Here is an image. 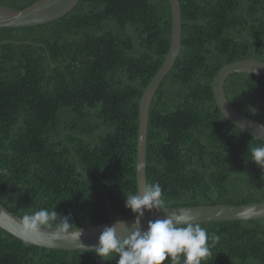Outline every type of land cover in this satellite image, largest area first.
I'll list each match as a JSON object with an SVG mask.
<instances>
[{
  "label": "trees",
  "instance_id": "1",
  "mask_svg": "<svg viewBox=\"0 0 264 264\" xmlns=\"http://www.w3.org/2000/svg\"><path fill=\"white\" fill-rule=\"evenodd\" d=\"M179 2V54L148 111L146 183L160 184L168 208L263 202L264 172L250 161L260 141L221 115L212 81L226 64L264 62V0ZM170 36L168 0H80L52 22L0 29L4 208L21 219L40 209L71 214L73 229L134 217L125 199L137 192L139 101ZM224 94L264 124V76L231 75ZM200 226L219 236L212 264H264V219ZM0 264L116 260L39 248L0 229Z\"/></svg>",
  "mask_w": 264,
  "mask_h": 264
},
{
  "label": "water",
  "instance_id": "2",
  "mask_svg": "<svg viewBox=\"0 0 264 264\" xmlns=\"http://www.w3.org/2000/svg\"><path fill=\"white\" fill-rule=\"evenodd\" d=\"M80 0H36L23 9L0 6V29L26 28L43 25L57 20L70 12ZM171 9V36L168 54L147 87L139 101L138 129L136 144V186L137 191H143L146 183V142H147V119L153 95L161 81L169 73L175 64L181 46V12L179 0H168ZM16 44H21L15 42ZM252 74L264 76V62L246 59L238 60L224 65L212 81V94L215 104L221 115L234 127L255 138L264 140V129L258 126L261 123L251 120L240 114L231 106L224 94V83L226 79L234 74ZM260 141V140H258ZM185 208L191 209L195 223L202 224L218 221H259L264 219V201L253 204L238 206L216 204L212 206H186L169 207L168 211L160 213H145L142 220L143 230H147L149 220L165 219L173 210ZM134 217L128 220L127 226L131 228ZM114 221L104 224L83 227L80 242L85 246L79 247V242L71 239H53V230L46 229L40 234L39 239L22 235V219L15 216L0 204V229L13 237L39 248L61 250V251H93L98 245V240L104 227L111 226ZM78 230V228L74 229ZM120 231L122 238L127 233Z\"/></svg>",
  "mask_w": 264,
  "mask_h": 264
},
{
  "label": "clouds",
  "instance_id": "3",
  "mask_svg": "<svg viewBox=\"0 0 264 264\" xmlns=\"http://www.w3.org/2000/svg\"><path fill=\"white\" fill-rule=\"evenodd\" d=\"M264 129V124L258 126ZM251 148V159L264 172V140ZM125 207L134 216L131 228L117 218L111 226L104 227L98 245L93 249L103 261L116 260V264H212V249L219 236L209 234L206 228L195 223L191 209L173 210L165 219L149 220L143 230L145 213L168 211L159 183L146 185L143 191L126 196ZM71 214L64 216L56 210L40 209L22 217V235L39 239L43 230H53V239H71L79 242L82 229H73ZM120 229L127 233L122 238Z\"/></svg>",
  "mask_w": 264,
  "mask_h": 264
}]
</instances>
